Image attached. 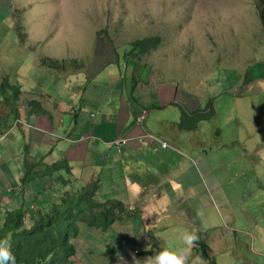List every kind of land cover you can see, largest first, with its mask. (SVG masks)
Wrapping results in <instances>:
<instances>
[{
    "label": "rangeland",
    "instance_id": "rangeland-1",
    "mask_svg": "<svg viewBox=\"0 0 264 264\" xmlns=\"http://www.w3.org/2000/svg\"><path fill=\"white\" fill-rule=\"evenodd\" d=\"M258 2L0 0V115L4 119L11 113L8 108H16L17 88H23L18 100L23 105L38 101L39 95L48 101V94L52 102H59L58 107L67 109L59 130L64 136L74 123L76 105L81 106L77 125L86 126L88 115L113 113L121 93L130 100L134 96L140 98L139 93L144 92L147 108L152 96L160 91L166 100L165 110L147 108V115H154L146 117L143 123L146 130L159 132L168 143L196 158L194 161L202 157L199 188L219 189V195L213 194L212 204L210 194L206 195L205 202L210 206L201 211L205 225L216 222L206 242L217 264H264V159L260 160L261 153L264 155V72L260 73V65H264V24L258 17ZM154 41L156 46H152ZM138 42H150L147 53L137 48L129 55L131 45ZM44 59L57 61L60 68L46 63L42 66ZM39 65L42 67L38 68ZM247 75L254 76V81L260 79L239 89ZM118 84L119 90L110 91ZM182 94L188 102L197 104V110L187 112V116L198 114L191 119L193 124L185 121L187 116L183 120L181 107L186 106L174 102L182 99ZM45 101H40L42 106L52 110ZM209 102L213 111L205 115ZM204 115L208 120H201ZM156 117L167 122H159ZM11 144L5 143L3 147L9 149ZM23 144L15 143L16 155L19 151L24 154ZM32 144L27 148L34 154L37 149ZM39 148L43 155L48 151L42 145ZM56 156L58 162L62 155ZM206 163L212 168L208 175ZM18 166L23 168L24 164L8 163L5 169L9 171L0 174L6 188L0 192L2 206L10 203L8 188L19 190ZM109 166L105 160L99 165L104 171ZM76 167L81 169L82 165ZM42 168L37 166V170ZM189 171L187 168L182 181L187 188ZM110 172H119V176L103 181V193L120 197L125 184L122 167H114ZM57 174L70 179L67 188L77 185L81 178L71 165L70 173L61 170ZM49 178L42 191L43 195L49 194L47 199L56 189L52 185L54 180ZM9 182L15 183V189ZM33 191L40 196L38 191L27 189L25 198H30ZM104 196V200L112 198ZM17 197L22 199L19 191ZM197 204L205 203L193 200L192 209ZM79 227L80 234L74 242L75 264H137L120 255L122 240L128 242L123 254L133 244L127 234L120 232L121 228L113 226L105 233L84 224ZM191 254L207 264L194 247Z\"/></svg>",
    "mask_w": 264,
    "mask_h": 264
},
{
    "label": "crops",
    "instance_id": "crops-1",
    "mask_svg": "<svg viewBox=\"0 0 264 264\" xmlns=\"http://www.w3.org/2000/svg\"><path fill=\"white\" fill-rule=\"evenodd\" d=\"M260 68V73L264 72L263 64L260 65ZM251 79L248 83L254 84L260 78L257 81H254V77ZM247 81L248 76L241 82V85L244 82L243 86L248 87ZM119 86V84L116 85L115 90L110 91L115 92ZM22 89L20 88L18 97L15 99L16 108H12V110L8 108L11 113L0 122V165L8 163L23 165L27 156L20 151L16 155L13 147H15V143H24L22 147V150H24V148L33 143L32 145L35 144L37 149L34 154L30 148H27V152L31 155L30 162L37 163L42 161L44 165L49 164L56 162L59 159L56 155L59 154V156L62 155L61 159L65 158L71 163L70 165L75 172L81 174V179L84 182L97 177L100 181V190L96 198L103 202L106 198L105 194L112 197L108 199L122 202L130 211L129 217L113 225L121 228L120 232L127 234L129 240L133 242L129 250L124 252V254L122 249L125 247L120 249V255H124L127 261L136 263L140 259L151 255L152 252L159 250L161 246H168L169 249L183 247L178 232H183L188 227L190 230L194 228L199 231L203 239L206 238V240L204 239L205 242L207 241L209 232L214 230L216 222L209 221L205 225L201 211H205L203 210L204 208L208 210L210 206L208 202H205L207 200L206 195L209 196L210 194L209 203L212 204L213 200H215V195L213 194L219 195V189L199 188L202 184L201 171H199L203 162L202 157L194 161L196 158L184 154L182 150H178L177 147L168 143L165 138H162L164 136L159 135V132L156 134L146 130L143 123L144 119L146 120L149 115H154L152 112L147 115V108L165 110L163 104L166 100L162 98L160 91L152 96L149 103H147V108L144 107L143 102L144 92L139 93L140 98H137L138 102H136L138 105L134 108H131V102L128 99L126 100L124 94L121 93L119 96L120 103L113 113L108 114V116L105 112L97 116L95 114L88 115L86 116L88 123L86 126L77 125V117L81 113L80 106L79 109L74 111V123L65 132L67 134L61 136L59 130L64 123L62 114L67 109L61 108V106L58 107L57 104L59 102H52V96L46 94L51 97L50 100L45 101L39 95L38 101L47 102L52 107V110L41 106L47 109L48 112L46 114L37 113L38 107L32 110L29 103L25 105L18 103ZM151 92L149 90V94ZM29 95L33 96L32 94ZM179 100L174 102L179 106H183L180 104L182 102L186 106L184 107L186 112L197 110L194 108L197 104L191 101L188 102L183 94L182 99ZM68 109H70L69 106ZM193 115V113L188 114L189 119H192ZM179 116H181V112ZM139 117L140 121L138 120ZM91 119L94 121H91ZM14 120L18 121L15 126ZM156 120L167 122L162 117H156ZM158 131H161V129ZM5 143L13 144L9 145V149H6L3 147ZM162 144L168 145V148L161 147ZM39 145L48 149L44 155L40 152ZM17 159L19 160L16 161ZM262 159H264V155L261 153L260 160ZM104 160L110 163L107 171L99 167ZM79 164L82 165L81 169L76 167ZM85 164L94 166L87 167ZM120 166L122 167L125 183L122 188L123 195L114 198L112 196L114 193H103V181L105 179L113 181L114 178L118 177L120 171L118 174H114L110 170L114 167L119 170ZM207 166L208 164L206 163V175H208V171L212 170V168ZM18 167L17 173L19 176L24 172V167ZM5 168L0 170V174L2 173L3 175L4 171H9L8 168ZM187 168L190 170L188 188L182 183L185 180ZM208 178L209 181H212L210 176ZM108 185L112 186L109 183ZM0 187H2L0 192H4V185L1 180ZM199 199L202 200V203H205L204 206L197 204L192 209L193 200L198 202ZM208 216H210V213ZM178 220L183 223L178 222ZM130 229H133V232ZM99 231L101 232V230ZM174 237H177L178 243H175L176 240L170 241ZM207 245L212 250L208 243ZM133 247L140 249L138 256L132 254ZM149 250H151L149 254L141 255L143 251ZM211 253L214 255L213 250ZM192 257H194V254H191L189 259H192ZM198 264H205V262L201 263L199 261Z\"/></svg>",
    "mask_w": 264,
    "mask_h": 264
},
{
    "label": "trees",
    "instance_id": "trees-1",
    "mask_svg": "<svg viewBox=\"0 0 264 264\" xmlns=\"http://www.w3.org/2000/svg\"><path fill=\"white\" fill-rule=\"evenodd\" d=\"M257 10L260 22L264 24V0H259ZM103 35L106 37L105 32ZM155 43L156 41L152 46ZM149 44L147 42L133 43L129 55L137 48H140L141 53H147L146 50L150 48ZM45 63L49 67L60 68V64L55 60L44 59L42 66ZM251 76L248 77L247 82L252 80ZM133 80L136 82L134 78ZM243 85L244 82L239 89H242ZM19 91L17 88L15 99L18 97ZM138 99L135 96L134 99H128L131 102V108L138 105L136 103ZM29 105L32 110L38 107L37 113H47L37 101H31ZM211 105L209 102V109L205 115H209L208 112L211 114L213 111ZM181 110L184 113L182 116L184 120L187 112L183 107ZM193 114V116L198 115L197 113ZM205 115L201 116L202 121L208 120L205 119ZM185 121L190 122L189 124L192 122L188 116L187 120L185 117ZM188 127L190 128V125ZM68 162L67 159H62L46 166L41 172L34 171L38 164H24V172L18 176L17 187L19 190H7L6 195L10 197V203L6 207L0 205V236L11 233L12 252L16 258V264H75L76 247L74 242L79 237L80 224L106 232L110 227L130 216L128 208L119 200L107 199L101 202L96 198L100 190V181L97 178L90 179L89 182L79 181L77 185L67 188L66 185L70 179L57 173L61 170L70 173ZM47 177L54 180L55 183L52 185L56 188L52 191L50 199L45 197L49 194H42L43 187L49 181ZM27 189L38 191L40 198L34 191L30 198H25L24 192ZM18 191L22 199H18ZM33 206L35 207L33 208ZM197 236L199 239L195 241L194 249L201 253V258L207 264H217L214 256H211L212 250L201 233ZM149 252L151 250L143 251L141 255L149 254Z\"/></svg>",
    "mask_w": 264,
    "mask_h": 264
},
{
    "label": "clouds",
    "instance_id": "clouds-1",
    "mask_svg": "<svg viewBox=\"0 0 264 264\" xmlns=\"http://www.w3.org/2000/svg\"><path fill=\"white\" fill-rule=\"evenodd\" d=\"M40 67H42V66L39 65L38 68H40ZM19 90H20V88H19ZM37 102L40 104V106H42L39 101H37ZM15 105H16V100H15ZM79 107H80V105L79 106H77V105L74 106V109H75L74 111L79 109ZM13 109H15V108H13ZM45 110L48 112L47 109H45ZM2 120H3V117L0 115V122H2ZM138 120L139 121L141 120L140 117H139ZM17 124H18V121L14 120V126L17 125ZM163 145H166V144H162L161 147H163ZM165 148H168V145H166ZM24 150H25L24 154L27 156V158H29L30 153L27 152V148H24ZM27 158L24 160V163H23L25 165L31 164L30 160L27 159ZM43 159H44V157H43ZM61 160H59V161H61ZM31 162H33V161H31ZM36 164H38L39 167H43L41 170H43L46 166L47 167L50 166L48 164L44 165L42 161L41 162H37ZM6 166H7V164L0 165V170L3 169ZM41 170H37V168H35L34 171H41ZM79 181L80 182H84L81 178H80ZM86 182H89V181H86ZM9 184L12 186L13 183L9 182ZM12 188L15 189L14 184H13ZM10 189L11 188H8L7 190H10ZM198 239L199 238L197 236V230L196 229H194V228L191 229V230L185 229L180 234V240L183 243V247H177L175 249H169L168 246H161L159 248V250H156V251L152 252L151 255L146 256L143 259V261H137V264H198L199 259H200L199 256H195V257H192V259H189V257L191 256V250L195 246V241H197ZM126 246H127V241L126 240H122L121 241V247H126ZM135 249L138 250L137 254L134 253ZM139 253H140V249L136 248V247H133L132 254L134 256H138ZM211 256H213L212 253H211ZM0 264H16V258H15V255L13 254V252H12L11 233H6V234L0 236Z\"/></svg>",
    "mask_w": 264,
    "mask_h": 264
},
{
    "label": "built area",
    "instance_id": "built-area-1",
    "mask_svg": "<svg viewBox=\"0 0 264 264\" xmlns=\"http://www.w3.org/2000/svg\"><path fill=\"white\" fill-rule=\"evenodd\" d=\"M165 147H166V145H163V148H165ZM134 253L137 254V253H138V250L135 249V250H134Z\"/></svg>",
    "mask_w": 264,
    "mask_h": 264
}]
</instances>
